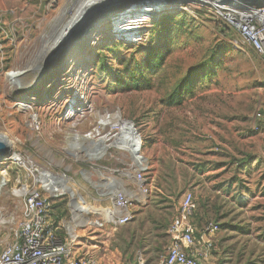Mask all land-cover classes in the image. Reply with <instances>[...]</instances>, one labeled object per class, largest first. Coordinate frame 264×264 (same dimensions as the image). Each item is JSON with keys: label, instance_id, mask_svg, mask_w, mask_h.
<instances>
[{"label": "rangeland", "instance_id": "1", "mask_svg": "<svg viewBox=\"0 0 264 264\" xmlns=\"http://www.w3.org/2000/svg\"><path fill=\"white\" fill-rule=\"evenodd\" d=\"M84 1L0 0V136L9 142L7 172H0V250L20 230L21 189L33 187V166L69 180L73 195L43 191L57 194L53 220L78 217L73 199L83 216L99 217V165L137 169L133 146L114 128L117 115L146 142L138 154L143 160L191 165L194 180L220 192L211 194L209 207L220 224L211 238L212 264H264V56L193 0H163L160 11L139 18L132 38L118 37L116 15L143 8L129 4L94 15L98 9L58 42ZM152 52L165 54L160 69ZM181 85L191 93L181 106L168 107ZM14 154L22 163L10 160ZM181 172L186 192L189 176ZM112 227L105 221L100 229ZM77 232L76 249L99 259V228L81 225ZM128 249L125 236L122 260L133 264Z\"/></svg>", "mask_w": 264, "mask_h": 264}, {"label": "built area", "instance_id": "2", "mask_svg": "<svg viewBox=\"0 0 264 264\" xmlns=\"http://www.w3.org/2000/svg\"><path fill=\"white\" fill-rule=\"evenodd\" d=\"M193 1L208 6L224 25L237 33L244 44L250 46L259 55L264 56V8L252 7L243 0ZM262 119L263 114L258 111L255 115L256 130L260 129L258 121ZM132 126L133 138L136 142L134 143L135 149H138L137 152L140 153L146 142H144L135 125L132 124ZM88 137L91 138V134ZM125 142H123L122 149L131 151ZM10 160L22 163L18 155L17 157L12 156ZM4 166L5 162H0V172L2 173L7 172ZM32 170L38 175L33 181V187L25 186L21 189L25 199L23 222L12 242L0 250V264H99L94 256L81 254L80 250L76 249L80 241L77 230L81 225L102 228L107 219L99 220L98 217L91 221L84 218L86 225L77 224L78 220L73 212L69 221L63 220L56 224L52 218V210L53 198L57 197V194L45 196L43 191L46 187L43 178L47 173L39 171L34 166ZM146 170V166L137 165L136 178L141 183L146 181L144 176ZM2 181L5 185L4 178ZM4 185H0V194ZM142 190L145 195L149 192L146 187H143ZM114 198L116 206L121 210L128 211L134 204L132 197L121 191L117 192ZM194 215V197L191 193H187L182 201L179 215L173 220L170 233L174 241L162 264H203L199 260V254L191 252L196 245L194 228L191 223ZM108 220L113 227H119L128 224L132 220V216L126 212L121 217L110 216ZM218 231L217 226H209L203 233L201 243L211 247L213 243L210 234ZM137 264L147 263L140 261Z\"/></svg>", "mask_w": 264, "mask_h": 264}, {"label": "crops", "instance_id": "3", "mask_svg": "<svg viewBox=\"0 0 264 264\" xmlns=\"http://www.w3.org/2000/svg\"><path fill=\"white\" fill-rule=\"evenodd\" d=\"M141 164L146 166L148 172L144 183L136 178V169L133 166L119 169L99 165V220L106 216L109 222L110 216L121 217L126 212L132 216V220L126 225L111 229L99 228V259L96 258L99 264H124L122 260L124 255L120 251V246L125 236L128 250L132 252L131 258L135 261L133 264L140 261L147 264H162L174 241L170 233L173 220L179 215L182 201L187 193L193 195L195 207V215L191 223L196 245L191 252L198 253L199 260L203 264H212L213 258L209 251L213 244L211 247L203 245L197 237L202 238L205 230L211 225L219 228L218 232L210 234L211 238L220 232V224L209 209L211 194L213 192L220 194V192L212 190L210 187L212 185L209 183L200 184L194 180L198 176L194 174L191 165L181 163L163 165L160 160L156 162L150 156ZM180 170H185L189 176V187L186 192L183 191V171L181 174L178 173ZM143 187L148 189V194H143ZM120 191L134 200L133 206L128 211L116 206L114 197ZM200 198L203 199L202 205L199 202Z\"/></svg>", "mask_w": 264, "mask_h": 264}, {"label": "bare ground", "instance_id": "4", "mask_svg": "<svg viewBox=\"0 0 264 264\" xmlns=\"http://www.w3.org/2000/svg\"><path fill=\"white\" fill-rule=\"evenodd\" d=\"M118 1L122 2V3H127V1H132L131 3L132 4H135V5H138L139 7L143 8V12H141L140 14H135L137 15L136 16V19L133 20V21H130V24H126L124 26H121L118 28L117 32H118V37H121L122 35L121 34H125L124 36L126 38H132V37H135L136 35V30L138 28V24L142 23L143 19H139L140 17L144 16L150 11H160L162 8H163V0H85L84 2L85 3H82L81 4V12L79 14H77L75 16V19L72 20L71 23H69V25L63 30L62 32V35L61 36V39L58 40L59 41H64V39L69 35V34H72L77 23L85 16H87L88 13H92L93 11L95 10H101L102 8H104L106 5L110 4V3H118ZM207 2V0H205ZM106 3V5L104 7H102L104 4ZM79 7V6H78ZM100 7V8H99ZM79 9V8H78ZM83 9V11H82ZM84 9H85V12H84ZM87 9V10H86ZM89 9H91L89 11ZM96 11V12H99ZM95 13V12H94ZM130 16H133L132 14H123L121 15V18L118 20V21H122L126 18H130ZM135 26V27H134ZM59 36V37H60ZM66 36V37H64ZM123 36V37H124ZM68 61V60H67ZM21 74H14V78L15 77H19ZM113 120H117L120 124L118 125H115L114 128H117L119 129L120 131V136H119V139H124V136L126 135L127 138H126V141L130 142L131 143V146H133L131 148V150L133 151V154L135 156V162L137 163V165L139 164V162H142L143 159L141 157H139L137 151L138 149L136 150L135 149V145L134 143H136L134 141V138H133V130L131 128L132 126V123L131 122H125V121H121V119L116 115L114 117ZM110 123L109 120H102L101 121V125H106ZM124 132H127V133H124ZM94 139V138H93ZM98 139V138H97ZM0 140L5 142V143H9L7 138L5 136H0ZM105 143H106V140H102L100 142V145L104 148L105 146ZM99 145V143L97 144ZM14 157H17L16 154L13 155ZM51 181H54L55 183L58 184V187H52L50 186L51 184H49V182ZM43 182L45 184V187L46 189L47 188H50L49 190L52 192V193H69V194H72L73 195V192L69 186V180L66 179L65 177H62V176H56V175H53V174H49L47 173L45 175V177L43 178ZM19 193V192H18ZM74 208L78 211L79 215L77 217V220H78V223L77 224H84L86 225V222H84V217L82 216V213H83V209L80 208L79 206L77 205H74ZM102 219H107L106 216H104Z\"/></svg>", "mask_w": 264, "mask_h": 264}, {"label": "water", "instance_id": "5", "mask_svg": "<svg viewBox=\"0 0 264 264\" xmlns=\"http://www.w3.org/2000/svg\"><path fill=\"white\" fill-rule=\"evenodd\" d=\"M245 2H248V1H246V0H244ZM128 2V4L127 3H110V4H108V5H106L104 8H102L101 10H99V12H96V13H94V15H96V14H100V13H102V12H105L106 10H111V9H113V10H116L117 9V7H119V6H122V5H125V6H128L129 4H132L130 1H127ZM253 7H255V8H264V0H259L258 2H256L254 5H252ZM117 12H120V11H116V13ZM122 12V13H121ZM120 12V14L118 13L117 15H116V18H117V16H120V15H123V14H125L123 11H121ZM87 16H90V14L89 15H87ZM136 16L137 15H133V16H130V18H126V19H124V20H122V21H118V23H115L114 24V31H117L118 30V28L119 27H121V26H124V25H126V24H130V21H133V20H135L136 19ZM87 18V17H86ZM85 19V18H84ZM83 19V20H84ZM133 19V20H132ZM82 20V21H83ZM80 24V23H79ZM77 27H78V24H77ZM76 27V28H77ZM75 28V29H76ZM75 31V30H74ZM73 31V32H74ZM72 34H74V33H72ZM69 41V40H68ZM68 41H66V43L68 42ZM133 127V126H132ZM138 153V152H137ZM139 154V153H138ZM9 159V154H8V148H7V146H6V144H5V142H3V141H1L0 140V162H5V161H7ZM72 204H73V206L74 205H77L78 206V204H77V202H76V200L75 199H73L72 200ZM81 208V207H80Z\"/></svg>", "mask_w": 264, "mask_h": 264}, {"label": "trees", "instance_id": "6", "mask_svg": "<svg viewBox=\"0 0 264 264\" xmlns=\"http://www.w3.org/2000/svg\"><path fill=\"white\" fill-rule=\"evenodd\" d=\"M233 31V30H232ZM151 56L152 58H154L155 60L153 61V63L156 65L155 68L157 69H160L163 65H164V62H165V54L164 53H155V52H152L151 53ZM191 93V89H189V91L184 94V91L182 89V85L179 86L178 88H176L171 94L170 96L168 97L167 99V106L168 107H179L181 106L184 101H185V95H188ZM62 218H59V219H55L54 218V222L56 224H58L60 221H61Z\"/></svg>", "mask_w": 264, "mask_h": 264}]
</instances>
